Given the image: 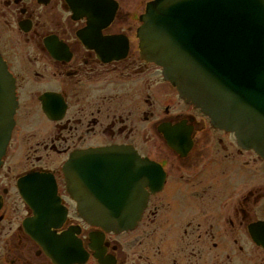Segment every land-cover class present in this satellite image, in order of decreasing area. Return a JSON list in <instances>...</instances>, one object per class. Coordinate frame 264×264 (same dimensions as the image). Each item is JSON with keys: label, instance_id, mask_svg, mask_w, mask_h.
Returning <instances> with one entry per match:
<instances>
[{"label": "flooded vegetation", "instance_id": "obj_1", "mask_svg": "<svg viewBox=\"0 0 264 264\" xmlns=\"http://www.w3.org/2000/svg\"><path fill=\"white\" fill-rule=\"evenodd\" d=\"M153 1L0 0L15 100L0 264H264V157L142 56ZM97 148L134 154L137 211L120 231L84 218L68 190L66 162Z\"/></svg>", "mask_w": 264, "mask_h": 264}, {"label": "water", "instance_id": "obj_2", "mask_svg": "<svg viewBox=\"0 0 264 264\" xmlns=\"http://www.w3.org/2000/svg\"><path fill=\"white\" fill-rule=\"evenodd\" d=\"M138 28L142 56L179 95L264 157V0H155ZM0 62V158L13 125V94ZM124 149H89L65 164L81 214L104 229L131 226L136 170ZM42 206L37 214H43ZM42 211V212H41Z\"/></svg>", "mask_w": 264, "mask_h": 264}]
</instances>
